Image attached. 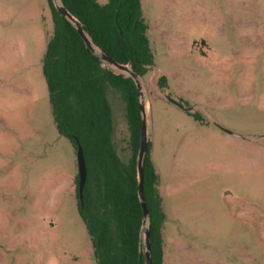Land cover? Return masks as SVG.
Returning <instances> with one entry per match:
<instances>
[{
	"label": "rangeland",
	"instance_id": "1",
	"mask_svg": "<svg viewBox=\"0 0 264 264\" xmlns=\"http://www.w3.org/2000/svg\"><path fill=\"white\" fill-rule=\"evenodd\" d=\"M142 3L166 264H264V0ZM53 32L49 0H0V264H97L78 209L77 151L59 133L43 72ZM162 76L164 93L201 121L161 96ZM109 99L127 162L126 105L116 91Z\"/></svg>",
	"mask_w": 264,
	"mask_h": 264
},
{
	"label": "trees",
	"instance_id": "2",
	"mask_svg": "<svg viewBox=\"0 0 264 264\" xmlns=\"http://www.w3.org/2000/svg\"><path fill=\"white\" fill-rule=\"evenodd\" d=\"M54 32L47 39L43 72L48 82L54 121L62 136L85 153L88 178L78 209L92 242L97 264H146L142 240L143 207L139 198L137 159L142 117L135 81L95 56L77 29L57 10L53 0ZM83 24L93 42L122 64L133 63L141 77L154 65L148 23L142 0H63ZM166 88V77L159 79ZM116 91L126 105L132 156L124 161L115 146V126L109 93ZM201 121L196 112H188ZM145 159L144 193L150 213L153 264H166L164 225L166 214L158 189V173Z\"/></svg>",
	"mask_w": 264,
	"mask_h": 264
},
{
	"label": "water",
	"instance_id": "3",
	"mask_svg": "<svg viewBox=\"0 0 264 264\" xmlns=\"http://www.w3.org/2000/svg\"><path fill=\"white\" fill-rule=\"evenodd\" d=\"M55 7L57 10L77 29L78 33L80 34L81 38L85 42L86 46L92 50L93 54L100 58L102 62H104L108 67L113 69L114 71L127 75L131 77L138 89L139 94V108L141 111L142 117V125H141V138H140V149L138 153L137 159V170H138V180H139V198L141 205L143 207V226H142V240L143 245L145 247L144 253L146 258V264H153L152 260V247H151V238H150V227H151V219L150 213L147 206L145 193H144V180H145V159L149 152V120H148V113L145 101V94L143 91V85L140 80L141 76L136 73L132 66L133 63L129 64H122L117 60L113 59L109 55H107L100 47H98L92 40L89 33L83 27L81 21H79L66 7L63 0H53ZM152 66H149V68ZM161 96L174 102L182 109L187 112H195L198 108L195 107H186L179 103L178 101L172 99L168 95H166L161 87L158 88ZM214 124L218 126L222 131L227 132L231 135H237L231 132L229 129L218 123L216 120H213ZM241 138L248 139L254 142H261L263 139H254V138H245L240 136ZM77 163H78V170H79V198L81 201L84 199V190L87 183L88 178V170L86 164V158L83 147L79 144L77 150Z\"/></svg>",
	"mask_w": 264,
	"mask_h": 264
}]
</instances>
